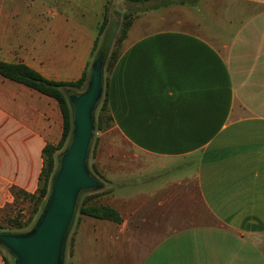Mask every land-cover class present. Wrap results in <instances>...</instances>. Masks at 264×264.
Returning <instances> with one entry per match:
<instances>
[{
  "label": "crops",
  "instance_id": "0c3cea01",
  "mask_svg": "<svg viewBox=\"0 0 264 264\" xmlns=\"http://www.w3.org/2000/svg\"><path fill=\"white\" fill-rule=\"evenodd\" d=\"M105 3L0 0V61L78 80ZM200 5L228 33L189 18L131 25L109 50L94 166L113 186L87 205L121 222L79 214L71 264H264V0ZM61 135L53 98L0 76V209L11 190H37L42 149Z\"/></svg>",
  "mask_w": 264,
  "mask_h": 264
},
{
  "label": "water",
  "instance_id": "95a60500",
  "mask_svg": "<svg viewBox=\"0 0 264 264\" xmlns=\"http://www.w3.org/2000/svg\"><path fill=\"white\" fill-rule=\"evenodd\" d=\"M111 39L108 32L93 59L85 90L68 96L72 116L70 143L52 179L49 200L41 217L25 234L0 233V245L14 257V264H63L66 232L78 193L101 187L87 172L86 159L94 130V112L103 93V70Z\"/></svg>",
  "mask_w": 264,
  "mask_h": 264
},
{
  "label": "rangeland",
  "instance_id": "374dc122",
  "mask_svg": "<svg viewBox=\"0 0 264 264\" xmlns=\"http://www.w3.org/2000/svg\"><path fill=\"white\" fill-rule=\"evenodd\" d=\"M191 1L193 0H185L184 4L172 3L171 5H168V6H159L158 8L153 9L151 8V5L158 3L157 1H150L144 4H138V3H129L126 0H106V2H108L107 12L110 16V24L107 27L106 32L100 37V40L97 45V49L91 54L90 61L87 65L88 77H87V81L85 82L84 87L81 88L80 90H75V93L79 94L85 90L87 83H88L89 73H90L93 59L108 32L109 34L110 33L112 34L110 49L112 48L113 42L118 37L120 25L122 23V15L124 13L131 12V17H130L131 25L141 28V29L145 27L146 28L167 27V26H171L173 24L171 22L176 21L177 19L180 20V19L189 18V20L193 22H195V20H197L198 22H201L202 20V22L208 23L212 35L214 34L216 35L219 30L221 32L228 33V31H226V28L223 27L222 24H220L221 22L220 23L218 22V18L216 19L218 23H216V25L213 24V20L211 19L212 14H213L211 8L213 7L206 6V9L203 10L202 8L204 7V5H200V0H197L195 3H192V4L190 3ZM150 11L153 13H150ZM157 16H160L159 21L157 20ZM142 24H145V25H142ZM218 24H220V26L222 27L219 30L217 29ZM109 54L110 52L108 53V55ZM107 72H108V69L105 68V65H104V70H103L104 79H105ZM102 96H103V93H102ZM102 96L100 98V101L102 100ZM100 101L94 112V130H93V135L91 137L89 150L87 153L86 170L93 178H95L98 182L101 183V187L100 189H97V190H89V191L82 190L78 193V197L76 201V209L72 217L70 226L66 232V237H65V242H64V251H63V264H71L70 263L71 241H72V236H73L74 224L79 217L77 208L80 206L81 201L85 198H93L92 203H101L103 202V195H105V192L109 191L111 186H113V184H110V185L106 184L104 179L100 175L97 176L95 174L96 170H94L95 169L94 161H95V157L97 156L96 150H95V146H96L95 144H97V141L101 138L100 137L101 134H103V132H98L95 130V122H96V117L99 113ZM70 138H71V132H70V136L66 144L64 145L63 149L55 154L56 167H55L54 175L60 167V160L62 158V155L65 153V151L67 150L69 146ZM93 166H94V169H93ZM50 190H51V185L49 188L48 196L39 205L40 209L38 212H36L35 210L36 208L35 203H32L28 199L24 198L22 195H17V194L15 195L14 193H12L11 202L8 205L0 209V233L5 234L6 230L10 228H13L11 230H15V227H13L14 221H16L17 224L19 223L20 226H22L21 229L25 230L21 234H14V235H22V234L29 232L31 228L36 224L38 219L41 217L42 212L45 209L47 202L49 200ZM17 224H15V226ZM11 235L13 234L11 233ZM0 248H2L6 252L7 254L6 258H9L10 262L14 264L15 261L13 260V257H11L7 249L2 247L1 245H0Z\"/></svg>",
  "mask_w": 264,
  "mask_h": 264
},
{
  "label": "trees",
  "instance_id": "16d2710c",
  "mask_svg": "<svg viewBox=\"0 0 264 264\" xmlns=\"http://www.w3.org/2000/svg\"><path fill=\"white\" fill-rule=\"evenodd\" d=\"M129 3H138L144 4L150 1H157L158 3L152 4L151 8L155 9L159 6H168L172 3L184 4L185 0H126ZM197 0H193L190 3H195ZM108 2L105 4L104 14L102 22L98 28L97 38L95 40L92 53L97 49L98 42L100 37L106 32L107 27L110 24V16L108 14ZM131 12L124 13L122 15V23L120 25L119 34L116 40L113 42V46L119 45L126 37L127 30L131 26ZM117 58V51H111L108 55V58L105 62V68L108 70L112 67L113 63ZM0 76L8 79L10 81L16 82L18 84H22L29 89H32L40 94L46 95L48 97L53 98L59 108V111L62 116V135L59 142L56 145L47 144L42 149V168L38 177V187L37 190L33 193H27L20 189L11 190L15 195H22L24 198L28 199L32 203H35L36 212L39 211V205L41 202L48 196L49 188L51 185L52 177L54 176V171L56 167L55 154L63 149L66 144L70 132L72 129V116L71 109L68 101V95L76 94L75 90H80L84 87L85 82L87 81L88 73L87 69L79 78L74 82H54L45 79L39 73L29 68L24 64H12L0 61ZM107 79H104V87H103V96L100 101L99 113L96 117L95 122V130L100 132L104 131L110 126L111 118L108 114L107 109V92H106ZM96 145V144H95ZM94 169V166H93ZM95 170V169H94ZM95 174L98 176V172L95 171ZM16 192V193H15ZM89 198H85L81 201L80 206L77 208V212L80 215H86L98 219H106L111 220L116 223L121 222V218L119 214L112 208L108 206H90L87 205ZM13 227L15 230H11L10 228L6 230L5 233L12 234H21L25 230L21 229L22 226L13 222ZM15 224H17L15 226ZM0 253L3 255L4 264H12L9 258H6V252L0 248Z\"/></svg>",
  "mask_w": 264,
  "mask_h": 264
}]
</instances>
